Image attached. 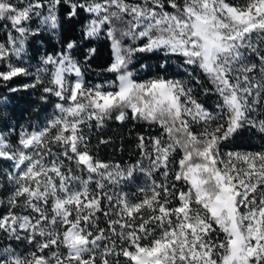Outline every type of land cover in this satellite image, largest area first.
<instances>
[{
    "label": "snow or ice",
    "instance_id": "snow-or-ice-1",
    "mask_svg": "<svg viewBox=\"0 0 264 264\" xmlns=\"http://www.w3.org/2000/svg\"><path fill=\"white\" fill-rule=\"evenodd\" d=\"M82 13L80 39L110 42L107 87L85 81L97 49L78 59L76 38L35 74L19 63L29 36L55 34ZM0 32V88L61 102L38 130H0V165L10 170L0 264H264V148L222 150L243 129L264 138V0H0ZM143 53L161 63L137 80L129 66ZM173 60L186 77L169 78ZM196 70L212 85L203 93L217 95L211 110L191 86ZM19 77L31 79L13 84ZM8 100L0 93L3 107ZM114 113L161 129L138 137L141 159L128 166L95 158L84 131ZM136 172L146 178L141 198L109 191Z\"/></svg>",
    "mask_w": 264,
    "mask_h": 264
},
{
    "label": "trees",
    "instance_id": "trees-1",
    "mask_svg": "<svg viewBox=\"0 0 264 264\" xmlns=\"http://www.w3.org/2000/svg\"><path fill=\"white\" fill-rule=\"evenodd\" d=\"M84 15L81 14L79 18L68 21L62 19L61 28L56 30V33H52L49 29L47 32H43L38 36H29L28 42L25 45V53L22 54V58L19 63L29 66V70L35 74L37 66L40 64L41 59L45 54H54L58 52L61 47V41H66L71 38H76L80 43L81 51L76 53L78 59H82L83 48L94 46L97 49V54L88 62L89 67L84 68V79L88 84H102L105 87L114 79V74L105 71V68L110 64L112 56L109 44L106 36L101 34L98 39L91 42L83 41L80 39L81 24L84 22ZM38 20H34L30 27H36ZM14 35H18L14 33ZM3 36V32H0V37ZM162 55V54H160ZM160 55L152 53L137 54V58L130 69L135 72V78L137 80H146L151 78L157 71V65L161 63ZM178 61L173 60L172 68L168 72L169 78H182L186 77V73L182 70L176 69V64ZM140 65H147L145 68H141ZM194 79L191 82L194 94L198 101L206 106H212V108L217 103V95L214 92H209L207 95L203 93V88H211L212 85L207 81V79L196 70L193 73ZM195 78L200 79L201 84L197 85ZM31 77H19L15 78L12 82L13 84H21ZM0 93L9 97L7 101L6 108L0 104V130H2L7 124L9 126V131L4 132L5 135H15L22 129L27 131H33L37 127H42L50 119V112L55 109V104L59 103L58 99L54 96H47L46 100H41L40 97L44 95L42 92L36 91L34 89H29L28 91H19L16 93L7 92L6 89L0 88ZM105 121L102 128L93 126L91 128L85 127L84 131L88 135V143L91 150V154L104 162L111 164H121L122 166H128L133 164L141 157L138 155L139 149L137 147L138 137L144 135L146 137L156 135L161 131L157 126H149L143 122L133 121L131 119L121 123L114 118ZM15 131H12V130ZM166 138V136L164 137ZM107 140V143H100V140ZM264 148V138L252 129H243L240 133L235 135L234 138L226 142L222 146L223 151H257ZM53 150L57 151L56 147L53 146ZM67 163V162H66ZM145 163H147L145 161ZM74 170H76V165L72 163L70 165ZM10 170L7 167L0 165V199L6 200L5 195V184L7 183L4 179L6 174H9ZM134 173L133 177L124 180L123 191L126 192L129 199L135 201L142 197V193L137 189V184H141L142 180L140 175ZM77 175H86L77 170ZM157 182L163 181L164 177L156 174ZM168 182H175L172 179V174L170 173ZM11 187V185H9ZM95 189V185L93 186ZM114 186L110 187L109 191L116 193L117 189H112ZM120 192V191H119ZM177 201H173L176 204ZM147 215V212H145ZM101 226L104 227L105 224L103 219L101 220ZM220 237L222 233L219 234ZM2 243V241H0ZM19 244L18 251H25L27 245L24 242H9ZM123 259V258H121Z\"/></svg>",
    "mask_w": 264,
    "mask_h": 264
},
{
    "label": "rangeland",
    "instance_id": "rangeland-1",
    "mask_svg": "<svg viewBox=\"0 0 264 264\" xmlns=\"http://www.w3.org/2000/svg\"><path fill=\"white\" fill-rule=\"evenodd\" d=\"M72 76H74V74H72ZM72 77L70 76L69 77V79H71ZM59 103H61V102H59ZM206 106V105H205ZM207 108H209L210 110L212 109V106H206ZM57 113V110H56V108L54 109V110H52L51 112H50V118H52L53 117V115L54 114H56ZM95 123V122H94ZM40 128H42V125L41 126H39V127H37V129H35V130H38V129H40ZM4 135H5V133H3ZM166 139V138H165ZM12 171H15V169H12ZM137 173V172H136ZM138 174H141V173H138ZM86 175H87V173H86ZM86 175H85V177H86ZM139 178H141V180H142V183L141 184H137V189L139 190L140 188H142V187H145L146 186V178L143 176V174L142 175H140V177ZM94 184L93 185H90V187L93 189L94 187ZM122 187H124V182L122 181L119 185H116V186H114L112 189H117L116 191H114V192H121V191H123L122 189ZM123 193H125L126 194V192L125 191H123ZM222 236H223V234H222ZM222 236H221V238H222Z\"/></svg>",
    "mask_w": 264,
    "mask_h": 264
}]
</instances>
